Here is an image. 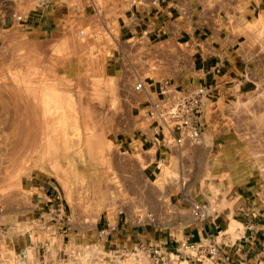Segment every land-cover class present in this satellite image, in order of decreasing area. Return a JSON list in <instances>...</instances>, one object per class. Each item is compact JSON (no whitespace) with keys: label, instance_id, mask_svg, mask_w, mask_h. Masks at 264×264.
I'll return each mask as SVG.
<instances>
[{"label":"crops","instance_id":"0c3cea01","mask_svg":"<svg viewBox=\"0 0 264 264\" xmlns=\"http://www.w3.org/2000/svg\"><path fill=\"white\" fill-rule=\"evenodd\" d=\"M12 2L0 3V42L19 23ZM110 7L115 8L116 73L127 69L128 57L167 68L137 79L146 83L145 99L118 144L152 190L130 193L137 202L101 215L90 235L72 222L56 185L45 179L31 188V224L14 242L0 228V264H152L143 247L157 248L164 264H264L260 186L249 180L209 189L203 178L204 162L217 148L207 129L214 120L212 105L264 86V15L258 14L264 0H112ZM165 80L181 91L209 90L201 114L207 128L199 143H163L155 136L146 100L158 95ZM195 204L202 206L197 213ZM87 249L91 256L85 259Z\"/></svg>","mask_w":264,"mask_h":264},{"label":"rangeland","instance_id":"374dc122","mask_svg":"<svg viewBox=\"0 0 264 264\" xmlns=\"http://www.w3.org/2000/svg\"><path fill=\"white\" fill-rule=\"evenodd\" d=\"M12 1L19 23L0 42V228L14 242L34 218L31 188L50 179L92 235L101 215L135 201L130 193L152 190L118 144L145 99L137 79L167 68L128 57L116 73L112 0ZM211 109L202 128L217 148L205 185L252 180L264 199V86Z\"/></svg>","mask_w":264,"mask_h":264},{"label":"built area","instance_id":"2783aa9c","mask_svg":"<svg viewBox=\"0 0 264 264\" xmlns=\"http://www.w3.org/2000/svg\"><path fill=\"white\" fill-rule=\"evenodd\" d=\"M133 89L141 93L146 89L144 81H137ZM209 90L205 87H196L189 91L172 88L167 80L160 83L158 95L147 97L145 115L154 128L155 136L161 142L173 141L181 145L185 141L196 144L202 134V105ZM196 213L200 207L195 208ZM143 250L152 255V264H164L166 257L157 248L143 247ZM215 247L208 253L213 255ZM264 254V251H263Z\"/></svg>","mask_w":264,"mask_h":264}]
</instances>
